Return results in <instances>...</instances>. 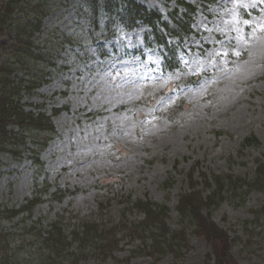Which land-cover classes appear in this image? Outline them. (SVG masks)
I'll list each match as a JSON object with an SVG mask.
<instances>
[{"label":"rangeland","instance_id":"374dc122","mask_svg":"<svg viewBox=\"0 0 264 264\" xmlns=\"http://www.w3.org/2000/svg\"><path fill=\"white\" fill-rule=\"evenodd\" d=\"M136 1L168 20L177 0ZM84 20L72 0H60L42 29L81 34ZM146 31L143 25L132 30L118 25L103 38L102 52L92 41L67 43L45 81L31 94L20 91L26 109L40 104L46 113L61 110L52 113L56 134L40 154V175L30 156L0 155V204L18 206L46 180L49 191L59 187L70 194L61 201L44 194L34 217L89 216L99 203H109L105 224L120 217L138 222L141 212L123 210L129 197L165 206L166 223L175 231L176 203L187 190L189 168L252 178L255 164L264 162V149L242 141L255 137L264 144V0H209L205 8L198 6L194 34L178 45L170 65H164L160 47L147 46ZM42 39L35 44L43 47ZM0 42L9 43L7 33ZM7 59L0 49V64ZM13 66L20 76L22 70ZM237 193H226L209 219L234 239L232 264H264V191ZM127 232L117 235L118 245L105 262L91 258L86 264H151L143 234ZM210 252L204 236L189 228L177 257L167 252L156 264H202Z\"/></svg>","mask_w":264,"mask_h":264},{"label":"trees","instance_id":"16d2710c","mask_svg":"<svg viewBox=\"0 0 264 264\" xmlns=\"http://www.w3.org/2000/svg\"><path fill=\"white\" fill-rule=\"evenodd\" d=\"M58 1L0 0V36L7 33L9 39L8 44L0 42V49L8 55V59L0 64V155L13 160L30 156L36 176L41 174L44 164L40 154L56 131L51 116L46 114L42 105L25 108V103L20 102V91L24 89L31 94L45 81L48 66L55 64L65 44L76 41L82 46L92 41L97 50L103 51V40L99 38L116 25L130 29L142 23L150 27L147 42L161 44L167 49L165 63L170 65L175 60L177 45L167 38L181 42L187 37L192 32L190 25L196 9V5L179 0L177 5L182 10L173 8L169 20L165 21L160 13L135 0H72L85 18L83 27L86 31L58 36L52 29H42L44 19L57 8ZM16 12L18 16L14 17ZM40 36L43 38L40 42L47 49L35 44ZM15 64L22 70L20 76L13 74ZM57 111L59 109L54 108L52 112ZM243 144L259 143L250 137ZM194 172L195 168L188 171V190L178 196L179 227L175 231L168 228L165 206L149 200L134 201L129 197L123 210L141 212L143 217L138 222L120 217L114 224H105L106 211L103 209H107L109 203H99L98 211L89 216L56 214L48 219L34 217L33 210L44 194L52 200H61L69 193L58 188L49 191L50 183L42 181L34 185L33 195L18 206L0 204V264H86L91 258L105 262L118 245L117 235L126 231L128 235L143 234L139 237L145 252L152 258L151 264H156L164 253L177 257L185 246L189 228L200 232L209 243L211 252L202 264H232L229 252L232 240L210 221L209 212L226 198V191H240L242 188L264 191V163L256 165L254 177L247 182L229 174L208 175L201 171L197 178H193ZM206 189L209 192L203 195ZM147 240L149 245L144 243ZM117 264L123 263L117 261Z\"/></svg>","mask_w":264,"mask_h":264}]
</instances>
